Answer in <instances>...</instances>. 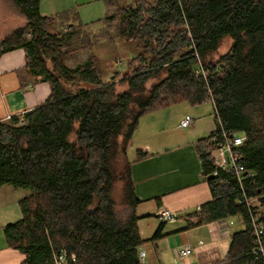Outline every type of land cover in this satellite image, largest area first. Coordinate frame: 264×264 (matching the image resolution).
I'll list each match as a JSON object with an SVG mask.
<instances>
[{"label":"trees","instance_id":"trees-1","mask_svg":"<svg viewBox=\"0 0 264 264\" xmlns=\"http://www.w3.org/2000/svg\"><path fill=\"white\" fill-rule=\"evenodd\" d=\"M12 1L26 24L0 39V58L24 49L28 73L52 88L45 103L0 121V186L30 191L20 200L22 218L4 229L8 243L25 254L22 264H55L63 248L76 255L69 264H141L140 199L127 154L134 133L143 116L210 99L218 127L197 146L204 174L217 175L208 177L213 200L193 224L239 217L245 227L232 233L226 259L216 264H264L245 204V196L259 198L257 208L264 209V0L117 5L105 22L118 19L116 34L136 52L108 81L95 53L68 65L66 47L77 27L58 30L56 19L42 13L41 0ZM201 67L206 77L197 73ZM120 72L127 88L117 91ZM220 122L245 138L239 147L249 171L243 187L212 158ZM137 154L142 159L148 153ZM119 181L124 203L133 208L123 221L113 197Z\"/></svg>","mask_w":264,"mask_h":264},{"label":"crops","instance_id":"crops-1","mask_svg":"<svg viewBox=\"0 0 264 264\" xmlns=\"http://www.w3.org/2000/svg\"><path fill=\"white\" fill-rule=\"evenodd\" d=\"M130 1L41 0L40 8L43 14L56 19L58 30L67 31L77 27L84 31L107 24L105 21L114 8ZM0 5L2 6V2ZM1 21L4 22L0 23V39L17 28L9 29L6 15ZM51 92L48 82L35 81L28 73L24 49L12 50L0 58V121L23 116L45 103ZM209 102L211 101L207 100L202 104ZM183 103L195 106L196 111L202 105L190 102L179 104ZM187 108L189 107H186L185 115L189 114ZM160 110L157 111L161 112ZM155 112L140 119L134 136L137 141L141 138L144 140L134 146L132 139L127 152L136 195L140 199L135 208L137 224L141 238L145 241L139 247V254L145 252V264L221 262L228 255L231 236L236 231L232 222L228 218H221L193 224L197 221L195 214L200 211L201 206L213 200L209 176L203 172L197 144L200 139L210 136L218 124L215 119L214 124L208 117H193L190 126L182 127L180 123L184 113L176 123H171L167 113L154 115ZM132 148L135 150L133 153L130 151ZM138 149L147 152V156L138 159ZM29 193L30 191L11 184L0 186V264H22L25 260V254L8 243L4 229L7 224L22 218L20 200ZM162 209L171 210L176 218L173 221H163L160 216ZM159 227H162V236L152 240ZM187 244L194 251L182 258L178 251Z\"/></svg>","mask_w":264,"mask_h":264},{"label":"rangeland","instance_id":"rangeland-1","mask_svg":"<svg viewBox=\"0 0 264 264\" xmlns=\"http://www.w3.org/2000/svg\"><path fill=\"white\" fill-rule=\"evenodd\" d=\"M0 2H2V6L0 5V23L4 22L1 20L2 18H5L6 15L9 19L7 26H9L10 30L26 24L25 16L12 0H0ZM117 24L118 19H115L114 21L108 22L107 24H104L102 26L88 28L84 31L78 30L77 33L69 39V46L66 47V50L68 51V55L66 57L68 65L75 66L78 63H84L87 61V59L91 58L92 53H95L97 55V58L99 59L98 63L104 68L106 81L111 80L114 70H124L126 60L134 55L136 51H133L130 47H128V44L125 41L121 40L118 37V35L116 34ZM227 49L228 43H225V47L222 52H225ZM70 50L73 51L70 52ZM113 59H115V62H113ZM122 74L124 73L120 72V76L115 80L117 82V91H122L127 88V85L122 83V81L120 80L123 76ZM151 83L152 81L148 83V86H150ZM186 107H189L187 108L189 112L188 115H191L194 118L208 117L212 119V121H214L213 123L215 124V111L212 102L202 104L199 107L198 111H196L195 106H186V104L183 103L176 106H171L167 108V110H160L161 112L157 111L154 115H159V113H167L169 119H171V123H176L177 119H179V117L183 115ZM186 115L184 113V117ZM143 117L145 119V117L147 116ZM133 139L134 146L142 143L144 140L143 138H141L137 141L136 136H134ZM133 149L134 148L130 149L132 153L135 152V150ZM25 191L29 192L28 189H25ZM122 195V182L119 181L115 184L113 197L115 199V211L117 218L123 221L127 220L132 213L131 206L124 203ZM228 219L230 222H232L231 225L233 226L234 230L245 227L243 222L237 216L229 217Z\"/></svg>","mask_w":264,"mask_h":264},{"label":"built area","instance_id":"built-area-1","mask_svg":"<svg viewBox=\"0 0 264 264\" xmlns=\"http://www.w3.org/2000/svg\"><path fill=\"white\" fill-rule=\"evenodd\" d=\"M198 74L207 76V71L201 67L197 71ZM213 103V101L210 99ZM214 106V103H213ZM215 117H218V112L214 107ZM193 117L191 115H186L181 120L182 127H188L192 124ZM220 134H214L212 136V141L216 143L215 149L212 154V158L215 161V165L218 169H224L228 172L234 173L235 177L238 179V182L243 187V181L248 176L249 171L246 170L244 164L241 162V152L239 151V147H241L244 143L245 138L237 133H232L226 130L220 122ZM245 173H247L245 175ZM217 175V172H214V176ZM263 196H261L262 198ZM259 198H248L245 196V204L248 208V212L250 215L251 224L253 227L256 248L255 252L264 258V209L257 208L259 206L258 202ZM161 218L163 221H173L176 218L174 212L169 209H162ZM194 249L191 245L187 244L182 246L178 253L180 257H186L193 253ZM139 258L141 264H145V252H141L139 254ZM69 261H76L75 254H69L67 249L63 248L56 256H55V264H69Z\"/></svg>","mask_w":264,"mask_h":264},{"label":"water","instance_id":"water-1","mask_svg":"<svg viewBox=\"0 0 264 264\" xmlns=\"http://www.w3.org/2000/svg\"><path fill=\"white\" fill-rule=\"evenodd\" d=\"M247 173H245V175H246ZM214 177V174H211L210 176H209V178H213Z\"/></svg>","mask_w":264,"mask_h":264}]
</instances>
